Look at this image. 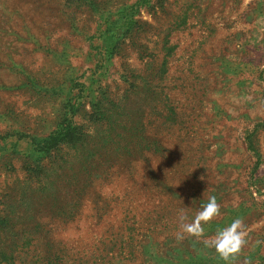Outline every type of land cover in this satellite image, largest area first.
<instances>
[{
  "label": "rangeland",
  "instance_id": "1",
  "mask_svg": "<svg viewBox=\"0 0 264 264\" xmlns=\"http://www.w3.org/2000/svg\"><path fill=\"white\" fill-rule=\"evenodd\" d=\"M210 196L264 264V0H0V264H225Z\"/></svg>",
  "mask_w": 264,
  "mask_h": 264
},
{
  "label": "clouds",
  "instance_id": "2",
  "mask_svg": "<svg viewBox=\"0 0 264 264\" xmlns=\"http://www.w3.org/2000/svg\"><path fill=\"white\" fill-rule=\"evenodd\" d=\"M221 215V204L217 202L215 196H210L207 203L203 204L194 218L191 220L181 210L178 220L179 229L175 233L177 242H182L186 237H195L202 242L205 247L214 249L216 254L225 261V264H234L236 258L248 244V231L243 218H235L230 225L218 229L215 235L205 237L204 225L209 224ZM259 243V242H258ZM244 264H251L246 259Z\"/></svg>",
  "mask_w": 264,
  "mask_h": 264
},
{
  "label": "trees",
  "instance_id": "3",
  "mask_svg": "<svg viewBox=\"0 0 264 264\" xmlns=\"http://www.w3.org/2000/svg\"><path fill=\"white\" fill-rule=\"evenodd\" d=\"M91 108L94 109L95 107L91 105ZM66 125L67 124H65L63 128H61L57 132H54L50 136H48V138L45 140L47 143V148L54 147L57 144L62 143V142H68V141L73 142L78 139V137L73 133L74 129L69 128V126L68 125L66 126ZM130 140H131V136L124 137V138L123 137L118 138V142L122 144H128L130 143ZM154 141L156 140L151 139L149 143L156 144ZM135 225H136V222H133V221L131 222V217H130L125 220V223L123 226L124 235L122 237L121 235H119L118 238L120 239H118L116 242H113V244H111L112 239L108 240V244H103L102 242L97 241L99 243L96 244L93 249V251L96 253L95 258L97 260L99 259L101 260V259H104L110 256V254L112 257L120 256L121 258H126V257L128 258L132 254L129 243H128L129 233L134 231ZM97 248L99 249V251H97ZM7 257L8 258H6L4 254L0 255L1 260H6L7 262L8 261L11 262L12 257L11 256H7Z\"/></svg>",
  "mask_w": 264,
  "mask_h": 264
}]
</instances>
